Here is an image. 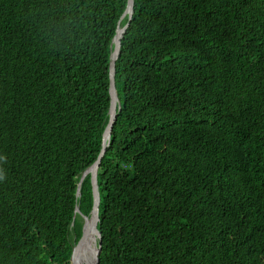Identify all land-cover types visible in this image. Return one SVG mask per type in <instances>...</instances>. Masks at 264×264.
I'll use <instances>...</instances> for the list:
<instances>
[{
	"label": "trees",
	"instance_id": "trees-1",
	"mask_svg": "<svg viewBox=\"0 0 264 264\" xmlns=\"http://www.w3.org/2000/svg\"><path fill=\"white\" fill-rule=\"evenodd\" d=\"M125 7L0 0V264H70ZM115 87L98 264H264V0H134Z\"/></svg>",
	"mask_w": 264,
	"mask_h": 264
},
{
	"label": "water",
	"instance_id": "water-1",
	"mask_svg": "<svg viewBox=\"0 0 264 264\" xmlns=\"http://www.w3.org/2000/svg\"><path fill=\"white\" fill-rule=\"evenodd\" d=\"M133 5L134 0H126V7L122 15L120 16V19L117 23V28L115 31V35L111 41V54L109 56L110 62H109V109H108V121L104 128V131L102 133V142H101V149L97 156V159L87 168L83 171L81 174L80 180L77 184V192L76 196H80V187L86 176L90 177V184H91V194H92V207L91 211L88 216L81 213L79 206L76 205L74 213L75 215H78L81 220V236L79 240L76 242L74 247L72 248V254L70 258V264H79L77 261L80 258V255L83 256L84 251L91 250L90 245L86 240V235L95 232L96 234V241L94 244V258L95 263L98 264L99 258V248L101 245L100 240V233L96 229V224L98 222L99 218V203H100V196L98 191V185H97V172L99 165L101 163L102 158L105 155L106 149L109 145L112 128L116 119V113L120 110V101L118 99L117 90L115 87V63L120 55V48H121V39L123 37L124 32L129 26V23L131 21L132 15H133ZM127 17V22L124 26H120L121 21ZM73 224L71 223V226ZM81 264V263H80Z\"/></svg>",
	"mask_w": 264,
	"mask_h": 264
},
{
	"label": "bare ground",
	"instance_id": "bare-ground-1",
	"mask_svg": "<svg viewBox=\"0 0 264 264\" xmlns=\"http://www.w3.org/2000/svg\"><path fill=\"white\" fill-rule=\"evenodd\" d=\"M101 145V144H100ZM86 240L90 245V249L88 251L83 252V256L80 255V258L78 259V263L80 264H85L84 260L86 261V264H94L95 263V258H94V244L96 241V234L95 232H91L86 235Z\"/></svg>",
	"mask_w": 264,
	"mask_h": 264
},
{
	"label": "rangeland",
	"instance_id": "rangeland-1",
	"mask_svg": "<svg viewBox=\"0 0 264 264\" xmlns=\"http://www.w3.org/2000/svg\"><path fill=\"white\" fill-rule=\"evenodd\" d=\"M72 237H73V235H72Z\"/></svg>",
	"mask_w": 264,
	"mask_h": 264
}]
</instances>
